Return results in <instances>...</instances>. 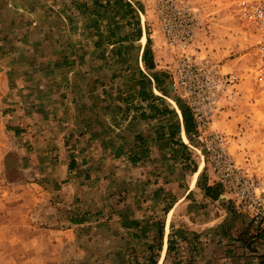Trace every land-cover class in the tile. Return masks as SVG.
<instances>
[{
	"label": "rangeland",
	"instance_id": "obj_1",
	"mask_svg": "<svg viewBox=\"0 0 264 264\" xmlns=\"http://www.w3.org/2000/svg\"><path fill=\"white\" fill-rule=\"evenodd\" d=\"M124 1L131 14L119 0H0V264H147L150 240L131 237L124 215L163 222L157 264L169 225L198 236L199 254L176 251L193 264H264V230L236 212L205 147L221 136L235 165L264 177V79L244 0ZM216 70L239 81L198 132L179 83L210 94ZM170 100L189 116L186 144Z\"/></svg>",
	"mask_w": 264,
	"mask_h": 264
},
{
	"label": "built area",
	"instance_id": "obj_2",
	"mask_svg": "<svg viewBox=\"0 0 264 264\" xmlns=\"http://www.w3.org/2000/svg\"><path fill=\"white\" fill-rule=\"evenodd\" d=\"M241 4L244 6L246 18L256 28V72L259 73V78L264 79V0H244ZM215 74L213 80L205 79L203 83L206 89L213 90L210 94L200 95L194 85L181 81L179 83L185 108L198 132L207 129L212 122L217 95L239 81L232 73L222 74L216 70ZM210 140L205 147L209 153L211 171L218 184L224 189V194L228 196L236 212L243 215L254 229L264 230V177L247 174L243 168L235 165L221 136L212 134Z\"/></svg>",
	"mask_w": 264,
	"mask_h": 264
},
{
	"label": "trees",
	"instance_id": "obj_3",
	"mask_svg": "<svg viewBox=\"0 0 264 264\" xmlns=\"http://www.w3.org/2000/svg\"><path fill=\"white\" fill-rule=\"evenodd\" d=\"M98 4V2L94 3V6L96 7ZM108 2H105L104 6H107ZM119 4L120 6L124 7L126 9V12H128L129 14H131V7L130 4L124 0H119ZM83 6V5H82ZM145 52H143L142 55V62L143 65L146 66V60H145ZM64 62L65 59H63ZM148 69H150V67H147ZM152 80L153 82L158 86L159 82L156 78V76H152ZM148 83V81L146 79H142L140 80L137 85L139 86V91H138V95H140L141 99H144L145 97H143V94L145 96L146 93H143V86L144 84ZM175 104H177V102L174 101ZM152 107H149V109ZM180 115H181V119H182V126L184 129V133L185 136L187 138V129H188V124H189V116L187 115V112L180 108L177 107ZM166 109H164L162 112L165 113ZM171 133L173 136H178V128H172L171 129ZM188 139V138H187ZM137 140L140 141V139L137 138ZM141 144H139L138 146L134 145L132 150H131V155L128 157V159L132 162L135 163L137 158L139 156H143L145 155V153L147 152V149L145 147V143L140 142ZM177 146L179 147L181 152H187V147L181 143L179 140H177L176 142ZM182 153L181 157L185 158L187 157V155H184ZM121 154V147H117L116 149L113 150V156L114 157H118ZM81 164H84L83 161H81ZM75 166V163L73 162V160H69L68 164H67V169L68 170H72ZM192 171L193 172L195 170L194 167H192ZM157 192H159V190H157ZM157 192L152 193L153 197L157 195ZM204 193L205 196H207V198L216 200L218 198L217 192H216V187H206L204 189ZM189 193L185 195V198L188 197ZM175 201L170 203L169 205H167V207L164 208V212L165 214L172 208V206L174 205ZM74 223H80L81 219H75L73 220ZM120 225L121 227L125 228V229H129L132 228L135 231L132 233L131 237L135 238V239H140V238H145V239H149L150 240V244L145 243L146 249L148 251V257H147V264H157L158 260H159V255L158 252L160 251L161 245L159 244V241L162 238L163 235V222L162 221H154V220H147V221H137L135 219H128L126 215H124L123 217H121V221H120ZM151 233V235H149L150 237H148V234ZM188 233L184 232L182 230H174L172 229V226L169 225L168 227V234L166 236V241H165V253H164V257L161 263L165 262L166 259H168L173 253H175L173 255V260L171 261V264H193V257L189 256L185 259H183L182 257H179V255L176 254V251L179 249H185L186 251H188L189 253H194V254H199L201 252V243L198 240V236L194 233H190L191 239L188 240L187 236ZM156 249V253H153V249ZM206 264H216L215 260L212 259L210 261H208ZM248 264V263H245Z\"/></svg>",
	"mask_w": 264,
	"mask_h": 264
},
{
	"label": "crops",
	"instance_id": "obj_4",
	"mask_svg": "<svg viewBox=\"0 0 264 264\" xmlns=\"http://www.w3.org/2000/svg\"><path fill=\"white\" fill-rule=\"evenodd\" d=\"M175 112H176V110H175ZM177 114V113H176ZM178 117H179V119L181 120V117L179 116V115H177ZM182 131H184V129H183V127H182V124H180V135H181V133H182ZM182 138V137H181ZM183 141V140H182ZM183 143H185V142H183ZM186 144V143H185ZM201 171H202V169L199 167L198 168V170H196V172H193V173H191L192 175H196V177H195V182H196V178H197V176L201 173ZM193 186V185H192ZM191 185H189L188 184V190H187V192L188 191H191L194 187H192ZM212 186V184L210 183V182H207V183H205V185L204 186H202V187H200V189H201V193L203 194V197H206L207 198V196H205V193H204V189L206 188V187H211ZM214 186H216V185H213V187ZM217 188H218V186H216ZM186 194V193H185ZM175 206V205H174ZM174 206H173V208H174Z\"/></svg>",
	"mask_w": 264,
	"mask_h": 264
},
{
	"label": "bare ground",
	"instance_id": "obj_5",
	"mask_svg": "<svg viewBox=\"0 0 264 264\" xmlns=\"http://www.w3.org/2000/svg\"><path fill=\"white\" fill-rule=\"evenodd\" d=\"M145 37L142 39V42L145 44ZM170 103L175 107V109H176V113H177V115H179L180 117H181V115H180V112H179V110H178V108L176 107V105H175V103L173 102V101H171L170 100ZM181 136H182V140H183V142H187V138H186V136H185V133H184V131H182V133H181ZM173 210V209H172ZM172 210L169 212V214H168V221H169V218H170V215H171V213H172ZM165 248V247H164ZM164 253H165V250L163 251V253H162V256H161V259H160V261H159V264H161V262H162V260H163V257H164Z\"/></svg>",
	"mask_w": 264,
	"mask_h": 264
},
{
	"label": "water",
	"instance_id": "obj_6",
	"mask_svg": "<svg viewBox=\"0 0 264 264\" xmlns=\"http://www.w3.org/2000/svg\"><path fill=\"white\" fill-rule=\"evenodd\" d=\"M220 198H223V196H220Z\"/></svg>",
	"mask_w": 264,
	"mask_h": 264
}]
</instances>
